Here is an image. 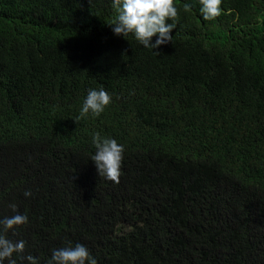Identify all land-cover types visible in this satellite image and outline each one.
Here are the masks:
<instances>
[{"label": "trees", "instance_id": "16d2710c", "mask_svg": "<svg viewBox=\"0 0 264 264\" xmlns=\"http://www.w3.org/2000/svg\"><path fill=\"white\" fill-rule=\"evenodd\" d=\"M175 3L150 50L113 33L111 0H0V218L28 216L7 235L40 264L69 242L98 264H264V0ZM91 88L112 101L77 122ZM95 131L124 146L119 183Z\"/></svg>", "mask_w": 264, "mask_h": 264}, {"label": "clouds", "instance_id": "9594fccd", "mask_svg": "<svg viewBox=\"0 0 264 264\" xmlns=\"http://www.w3.org/2000/svg\"><path fill=\"white\" fill-rule=\"evenodd\" d=\"M198 3L199 12L205 20L215 19L221 13L222 0H198ZM111 4L116 12L110 23L115 35L127 38L132 34L140 45L150 50L173 41L171 33L176 28L178 17L175 0H111ZM182 7L185 12L192 9V5L187 2ZM154 36L156 39L153 42ZM111 101V94L104 88L89 89L75 120L79 122L89 115L99 117ZM90 139L95 149L91 159L98 174L106 180L119 183L124 146L99 131L93 132ZM23 195L29 197L32 192L25 190ZM8 207L15 214L0 218V264H40L39 257L24 254L26 241L8 238L9 231L28 222V216L17 211L16 203H9ZM46 264H98V261L84 244L72 246L69 242L68 246L53 249Z\"/></svg>", "mask_w": 264, "mask_h": 264}]
</instances>
